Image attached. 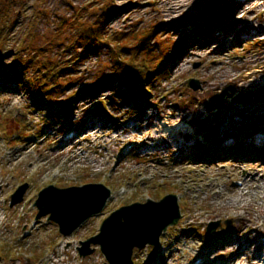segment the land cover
Wrapping results in <instances>:
<instances>
[{"label": "rangeland", "instance_id": "1", "mask_svg": "<svg viewBox=\"0 0 264 264\" xmlns=\"http://www.w3.org/2000/svg\"><path fill=\"white\" fill-rule=\"evenodd\" d=\"M233 1L230 17L215 27L205 29L196 20L210 4L207 17ZM241 1L0 0L6 24L0 64V264H108L99 246L82 259L80 243L97 236L116 210L171 194L178 198L179 223L162 235L158 247L135 249L134 264H199L205 253L220 254L223 263L237 257L239 245L232 241L243 243L264 224V216L242 221L229 213L230 199L243 188V180L264 174V153L252 152L253 146L264 149V141L251 136L264 135V47L259 48L264 6L239 10ZM105 14H113L105 26L110 34H140L163 25L153 42L162 41L164 48L188 43L165 79L153 78L144 98L147 106L140 108L123 78L113 75L107 48L86 60L81 57L84 45L67 48L79 37L70 31L75 22L90 25ZM191 35L195 41H188ZM35 49L43 50L41 62L74 68L66 72L74 84L51 99L60 104L72 100L69 111L51 104L33 86L37 63L29 70L25 62L35 61ZM101 71L97 89L93 86ZM191 79L200 82L201 91L188 88ZM238 94L246 99L235 100ZM96 123L102 127L90 131ZM207 125L214 127L212 134ZM177 126L184 128L179 136L166 137L168 143L146 134H172ZM68 137L73 141L61 146ZM24 185V202L11 208V195ZM52 185H104L112 198L102 214L64 239L47 218L31 228L34 203ZM34 247L40 250L38 258L32 257Z\"/></svg>", "mask_w": 264, "mask_h": 264}, {"label": "water", "instance_id": "2", "mask_svg": "<svg viewBox=\"0 0 264 264\" xmlns=\"http://www.w3.org/2000/svg\"><path fill=\"white\" fill-rule=\"evenodd\" d=\"M213 4L204 11L212 13ZM188 88L201 91L198 80L188 81ZM28 190L24 185L12 195L11 207L21 204ZM111 191L104 185H86L60 189L50 186L38 195L35 207L37 220L49 215V220L59 226L60 234L71 237L87 221L98 216L105 209ZM181 219L176 195H167L160 201L148 200L134 203L116 210L101 225L97 236L81 242L78 248L82 258L92 256L99 246L109 264H134V250L145 246L158 247L163 233L176 226ZM210 232H213L211 230Z\"/></svg>", "mask_w": 264, "mask_h": 264}, {"label": "trees", "instance_id": "3", "mask_svg": "<svg viewBox=\"0 0 264 264\" xmlns=\"http://www.w3.org/2000/svg\"><path fill=\"white\" fill-rule=\"evenodd\" d=\"M234 8L235 2L233 1L228 7H226V5L216 7V10L211 16H206L207 18L203 16L197 18L196 20H198L201 27L210 29L211 27H215L216 25L220 24V22L230 17ZM1 10L5 12V6L1 7ZM112 15L113 14H105V18H97L90 25L75 22V24L77 25L74 28H71L70 31L74 32V35H76V37H79L76 38V41L74 43H68L67 48L71 47V45H75L76 42L84 45L85 48L81 54L83 60H86L89 55L93 53H95L96 55L101 52L102 49L107 48L110 52V63L113 64V75L123 78V85L126 88L130 89V91L132 92V96L137 99L140 108H142L143 106H147V102L146 100H144V98L148 96L150 89L152 90V86L150 85L152 84L153 78L157 77L165 79L164 76L168 75V70L170 69L169 67L171 65V62L176 56L179 55L181 48L183 49L188 43L183 44L182 46V42H175L173 44V47L170 46L164 48L161 46L162 41L160 42L157 40L153 42V36L158 32L159 28L163 27V25L154 27V29H152L150 32H142L140 34H110L105 30V26ZM4 20L5 19L0 18V64L2 62L1 56L3 54L2 43L6 38V35L4 34L6 24L2 23V21ZM190 38L195 41L193 39L195 38L194 35H191L188 41L190 40ZM69 39H71V37H69ZM260 43L261 44H259V48L264 47V41ZM59 44L61 45L65 43L61 42ZM254 44H250L251 47H255ZM42 51L43 50L39 51L36 49L32 51L34 55L33 59H35V61H29L28 63L25 62V64H27L26 69L30 70L32 67V63H37L36 74L39 73V75H37L38 78L36 82L34 81L35 84H33V86H36V89L39 90L40 95L44 97V99H48L51 104H60L55 100H51L52 96H55V94H60L67 86L74 84V82H70L72 78L70 76H66L68 75L66 74V72L70 70L73 71L74 68L61 67V64H56V62L52 60L41 62L39 59L41 58L39 53H43ZM76 62L77 60L74 62V65L72 64V66H76ZM102 76H104V74L101 71L97 75V77L99 78L97 81H95L96 83L93 87H96L97 89L101 88L99 83H102L103 80H100L99 83L97 82ZM82 80L83 79L77 78L75 79V82L81 83ZM238 99L245 100L246 95L238 94L235 100ZM71 102L72 100L70 99L63 100L60 105L61 107L63 106L62 109L67 112L71 109ZM207 126V131L212 134V131L210 132V130L213 129V127H211L210 125ZM199 147L203 146L200 145ZM235 149L238 150L239 147H236ZM235 149H233L232 152H229L235 153ZM247 151L249 152V149L243 150V152L246 153ZM252 152L264 153V149L255 148V146H253ZM208 153L209 152L205 150L203 151V154ZM204 156L206 157V155ZM33 250L36 252L37 257L41 256V253L39 252L40 250L37 251L35 247L33 248Z\"/></svg>", "mask_w": 264, "mask_h": 264}, {"label": "bare ground", "instance_id": "4", "mask_svg": "<svg viewBox=\"0 0 264 264\" xmlns=\"http://www.w3.org/2000/svg\"><path fill=\"white\" fill-rule=\"evenodd\" d=\"M251 1L254 0H242L240 2L239 10H243L245 6H249L252 10H256L259 7L264 6V1L262 0L256 3H252ZM221 33H224V31L221 30ZM179 65L180 64H178L177 67ZM101 127L102 125L100 123H96L94 129L89 130L94 132L97 131V129H100ZM183 128L184 126H177L173 133L168 135H164L163 132L162 135L159 130H155V132L153 133L146 134L148 135V139L161 138L163 140L162 142L168 143L169 141L165 138L179 136ZM258 133L260 132H256L251 136L256 135V139L258 141H264V135ZM117 134L120 135V133L118 132ZM139 134L142 135L145 134V132H140ZM251 136L249 138H251ZM72 141L73 139L71 137H68L64 140V142H61V146H66V144L71 143ZM170 144L171 143H169L168 145ZM172 144L174 145L177 143L173 142ZM159 148L160 147H158L157 149ZM242 186L243 188L240 187L233 192V198L230 199V203L233 204L232 211L229 212L232 215V218L242 221H252L254 220L252 218L253 216H256L257 218H259L260 216H264V174L258 175L256 177H254V175H251L246 180H243ZM258 202L260 203L258 204ZM253 223L256 222L253 221ZM256 233L257 234L254 236L247 237V239H245L243 243L234 242L231 240L233 242L231 243L232 245H239V254L230 263H223L224 259L220 258V254L216 257L210 255V253H205L199 264H257V262H259L258 264H264V224L262 228H259L256 231ZM227 244H229V242ZM254 259L256 262L253 261Z\"/></svg>", "mask_w": 264, "mask_h": 264}]
</instances>
